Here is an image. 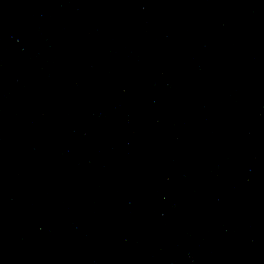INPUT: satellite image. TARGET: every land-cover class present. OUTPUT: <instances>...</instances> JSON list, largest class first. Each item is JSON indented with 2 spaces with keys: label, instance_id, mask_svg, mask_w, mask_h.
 I'll return each instance as SVG.
<instances>
[{
  "label": "water",
  "instance_id": "obj_1",
  "mask_svg": "<svg viewBox=\"0 0 264 264\" xmlns=\"http://www.w3.org/2000/svg\"><path fill=\"white\" fill-rule=\"evenodd\" d=\"M0 264H264V0H0Z\"/></svg>",
  "mask_w": 264,
  "mask_h": 264
}]
</instances>
